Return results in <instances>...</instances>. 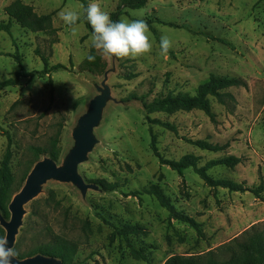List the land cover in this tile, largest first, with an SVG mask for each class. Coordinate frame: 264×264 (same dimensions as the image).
I'll return each instance as SVG.
<instances>
[{
    "label": "rangeland",
    "instance_id": "rangeland-1",
    "mask_svg": "<svg viewBox=\"0 0 264 264\" xmlns=\"http://www.w3.org/2000/svg\"><path fill=\"white\" fill-rule=\"evenodd\" d=\"M13 1L0 0V23L9 21L5 7ZM22 1L38 14L53 13L57 32L32 31L12 20V35L0 31V82L21 70L14 58L17 51L28 71L43 70L44 56L49 68L62 67L50 72L52 84L48 75L21 77L18 84L0 90V167L8 162L12 192L23 170L50 157L54 144L60 150L56 162L63 163L77 119L99 93L96 85L106 73L112 99L95 129L98 142L79 165L81 176L97 189L89 188L83 196L72 182L48 180L24 206L17 235L23 237L20 251L63 241V264H164L172 255L203 254L252 225H264V191L257 197L250 191L213 189L192 168L181 175L162 162L194 154L203 165L236 155L242 162L235 168L217 166L208 173L248 187L264 183V0H147L138 8L120 7L121 0H97L111 18L118 13L119 19L150 23L152 49L135 58L104 56L91 47L92 29L83 18L81 1ZM62 10L78 11L81 19L68 26L58 16ZM162 35L171 41L166 55L159 54ZM87 55L95 61L89 62ZM211 74L247 83L225 90L234 96L225 104L210 98L215 122L200 109L146 110L145 102L155 97L194 94ZM158 120L175 124L177 133ZM189 139L225 149L202 150ZM100 181L117 186L107 190ZM151 186L199 221L204 236L187 223L170 220L168 209L142 192ZM125 226L142 229L113 238Z\"/></svg>",
    "mask_w": 264,
    "mask_h": 264
},
{
    "label": "trees",
    "instance_id": "trees-1",
    "mask_svg": "<svg viewBox=\"0 0 264 264\" xmlns=\"http://www.w3.org/2000/svg\"><path fill=\"white\" fill-rule=\"evenodd\" d=\"M83 3L85 9L88 5L87 0H79ZM147 0H121L120 7L138 8L146 4ZM5 12L9 17L8 22L0 23V31H5L12 35L11 27L12 20L16 21L25 28L32 31H44L48 30L52 33L57 32V29L53 27V13L38 14L32 7L22 0H14L5 7ZM113 20H119V14L115 13L112 17ZM147 25L149 22H145ZM160 23H164L160 21ZM168 24V23H164ZM89 25V24H88ZM90 26V25H89ZM171 26H174L171 24ZM3 53H0L2 55ZM16 61L21 65V70L14 74V77H10L0 82V90L6 87L14 86L18 84L21 77L32 78L34 76L43 77L44 75L49 76V82L52 84L50 78V72L59 70L62 65L57 64L52 67H48L47 58L44 56V69L41 71H28L22 64V58L20 53L17 51L14 55ZM247 87L245 80L238 77L222 76L211 74L205 81L201 82L196 88L194 94L191 93H169L164 96L155 97L152 101L145 102L144 106L147 111L154 110H192L200 109L203 110L213 122L216 121V115L213 111L210 98H216L218 102L225 104L227 99L234 100V96L229 92L225 91L231 87ZM159 124L177 133V126L170 122L157 121ZM193 145L199 147L202 150H208L212 152H219L225 149L224 146L219 144L209 143L204 140H188ZM155 152L156 149H154ZM49 155L55 161L60 157V150L56 148L54 144L53 148L48 151ZM202 157L187 154L182 156L178 160H164L162 162L169 164L172 169L176 170L179 174H183L184 170L192 168L211 188H225L231 192H246L250 191L257 197H262L264 191V183L261 182L257 187H248L245 182H237L227 178H214L208 171L217 166H225L228 168H235L239 163L242 162V158L236 155H228L225 157L210 159L203 165H201ZM34 163L29 164L24 170L20 181L17 184V189L13 191V177L10 175V169L8 162L2 161L0 167V208L3 216L8 218V206L13 197L24 185L25 180L31 171ZM102 187L107 190H114L117 186L116 183H106L100 181ZM142 192L153 195L157 200L170 212V220L176 219L178 221L189 224L193 227L199 236H204L202 224L197 221L193 216L188 213L179 211L176 209L172 201L156 186L150 188H144ZM140 193V191H135ZM1 226V225H0ZM142 229L141 227H129L125 226L122 229H116L113 233V238L116 234L127 236L131 232ZM3 234V230L0 228ZM23 237L17 238L16 245L14 247L17 252V256L25 258L41 253L48 256H54L61 259L63 262L66 260L67 249L66 244L61 241L56 247H51L48 244H38L31 247L28 251H20L21 242ZM141 258H146L144 255H140ZM164 264H264V225L255 224L250 228L246 229L241 236L236 237L226 244H223L215 249L209 250L203 254L193 255H179L175 254L169 257Z\"/></svg>",
    "mask_w": 264,
    "mask_h": 264
},
{
    "label": "water",
    "instance_id": "water-1",
    "mask_svg": "<svg viewBox=\"0 0 264 264\" xmlns=\"http://www.w3.org/2000/svg\"><path fill=\"white\" fill-rule=\"evenodd\" d=\"M107 74L102 83L96 85L99 93L90 100L87 110L77 119L72 131L73 145L66 153L63 163L59 165L50 157L36 161L24 185L9 203L10 219L3 216L0 208V225L5 230L9 246L15 247L19 229L23 224L24 206L39 195L48 180L72 182L83 196L89 188L97 189L95 184L84 180L79 173V165L88 160L89 153L98 142L95 129L101 124L105 109L112 99L111 89L106 83ZM13 264H63V261L54 256L38 253L25 258L16 256L13 258Z\"/></svg>",
    "mask_w": 264,
    "mask_h": 264
},
{
    "label": "clouds",
    "instance_id": "clouds-1",
    "mask_svg": "<svg viewBox=\"0 0 264 264\" xmlns=\"http://www.w3.org/2000/svg\"><path fill=\"white\" fill-rule=\"evenodd\" d=\"M60 20L68 26H75L81 19V13L74 10H62L58 13ZM83 18L91 26V47L104 56L138 57L152 49L148 26L142 19L120 18L113 20L97 0H90L84 9ZM75 30L73 29V33ZM171 41L165 35L159 40V54L166 55ZM89 62L95 61L94 55H87ZM17 256L13 246H9L5 236H0V264H13Z\"/></svg>",
    "mask_w": 264,
    "mask_h": 264
}]
</instances>
